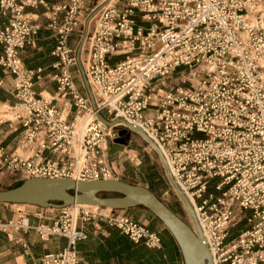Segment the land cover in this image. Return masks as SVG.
I'll return each mask as SVG.
<instances>
[{
  "label": "built area",
  "instance_id": "built-area-1",
  "mask_svg": "<svg viewBox=\"0 0 264 264\" xmlns=\"http://www.w3.org/2000/svg\"><path fill=\"white\" fill-rule=\"evenodd\" d=\"M118 2L96 14L83 48L98 112L140 126L163 150L198 215L213 264H264V0ZM90 3L0 0L7 20L0 28V68L13 78L18 100L11 106L15 121L0 126L10 122V129L21 130L11 153L0 145V170L26 180L113 179L109 141L118 136L113 130L127 126L104 125L71 72L77 62L69 39ZM40 8L49 14L46 28L55 39L51 79L58 87L51 99L34 90L43 69H27L21 57L41 29L28 10ZM59 100L68 105L65 119ZM20 149L33 155L24 158ZM76 205L61 208L52 225L32 226L19 211L0 221V234L34 230L44 241L65 238L66 246L44 255L41 264H78V244L87 238L79 222L91 220H106L135 244L162 248L158 233L125 210L105 213L97 206L81 216ZM243 223L247 228L231 238Z\"/></svg>",
  "mask_w": 264,
  "mask_h": 264
},
{
  "label": "crops",
  "instance_id": "crops-1",
  "mask_svg": "<svg viewBox=\"0 0 264 264\" xmlns=\"http://www.w3.org/2000/svg\"><path fill=\"white\" fill-rule=\"evenodd\" d=\"M51 5H60L68 0H47ZM113 1V0H110ZM92 2V0H90ZM115 2V1H113ZM91 4V3H90ZM40 11V15L38 12ZM29 14L36 18L41 26L39 35L36 37L34 47H26L21 52L24 66L29 70L43 69L39 81H34V90L46 99L56 97L57 84L51 79V75L57 72L54 68L56 59L52 57L51 52L55 46L53 33L47 30V17L49 14L44 8L37 10H28ZM37 12V13H34ZM7 20L0 19V28ZM42 23L44 26L42 27ZM47 30V32H46ZM79 29L77 30V32ZM76 33H74L75 35ZM48 35V36H47ZM73 35V36H74ZM72 39V38H71ZM70 46L73 48L71 41ZM75 67V66H74ZM72 67V69H74ZM71 69V72H72ZM73 81L78 90L85 94L86 89L83 85L81 75L72 72ZM0 80H3L0 86V108L3 104L14 106L18 100L14 95L13 78L6 75L0 68ZM61 102V100H59ZM68 105L64 106L67 112ZM21 130L3 129L0 126V145L4 146L7 152L11 153L19 140ZM26 179L18 175L14 180L18 183ZM18 207H24L23 212L28 215L32 226L38 224L52 225L60 209L55 207L41 208L33 205H12L0 204V221H10L14 219L19 211ZM125 213L137 223L148 227L151 231L158 233L165 245V250L173 253V259H177L179 248L172 238H165L166 228L149 210L144 207H135L125 210ZM87 238L78 244V264H164L168 260L163 254L164 250L149 249L144 244H135L128 237L123 235L117 228L112 227L106 220H91L90 222H79ZM66 246V239L58 236L50 237L48 240H42L34 230L28 232H17L13 235L5 233L0 234V264H41L44 255L60 252ZM164 248V247H163ZM181 256V254H180ZM182 258V256H181ZM174 261V262H175Z\"/></svg>",
  "mask_w": 264,
  "mask_h": 264
},
{
  "label": "water",
  "instance_id": "water-1",
  "mask_svg": "<svg viewBox=\"0 0 264 264\" xmlns=\"http://www.w3.org/2000/svg\"><path fill=\"white\" fill-rule=\"evenodd\" d=\"M109 2L110 0H107L96 9L85 22L84 35L76 52V62L83 85L93 111L104 125L111 128L124 124L128 129L140 134L155 149L161 159L171 186L190 216L193 227L174 213L148 188L133 185L119 179L80 182L72 179L31 178L25 180L18 187L1 190L0 204H25L41 208L55 207L58 209L74 204L110 207L113 210H128L135 207H144L159 219L170 232L179 248L184 264H213L212 254L204 242L202 230L194 208L173 178L160 147L137 125H133L122 119L108 121L98 112L96 99L83 65L82 53L91 21ZM120 135L126 138L130 136L127 131H121ZM70 191L73 193H70ZM101 193H115L119 196L100 197L99 194ZM54 202H59V204Z\"/></svg>",
  "mask_w": 264,
  "mask_h": 264
},
{
  "label": "rangeland",
  "instance_id": "rangeland-1",
  "mask_svg": "<svg viewBox=\"0 0 264 264\" xmlns=\"http://www.w3.org/2000/svg\"><path fill=\"white\" fill-rule=\"evenodd\" d=\"M106 1L107 0H92L89 6L90 9L87 12L88 15L86 16V19H84V22L79 28V31L75 32L76 34L70 37L69 42L71 41L73 49L76 52L84 35L85 22L87 18ZM113 1H115L114 3L119 1L118 7H121L122 3L124 2V0ZM38 14H41L40 11L38 12ZM29 17L36 19L33 16ZM0 19H4L1 14ZM43 26L44 23H42V27ZM93 26L94 21L92 20V23H90L89 26V31L93 29ZM147 26H149V24ZM83 58H85L84 53H82V59ZM72 72L74 73V75H80L78 66H75L74 69H72ZM9 125L10 122L3 123L1 125V128L9 130ZM121 131H127L130 136L128 138H126L125 136H121ZM114 132H118V136L109 141L107 157L109 164H111L113 168L112 178L119 179L121 181L133 185H139L148 188L154 194H156L158 198L162 202H164L171 210L176 212V214L180 218H182L184 221H188L189 224H191L190 216L185 206L181 202L180 198L178 197L177 193L171 186L168 177L165 173V169L163 167L161 159L159 158V155L155 151V149L140 134L128 129L127 127L119 126L115 130H113V133ZM17 177L18 175H13L11 171L8 170L6 167L0 170V191L7 190L15 186L18 183L14 181ZM209 192L213 193L214 195L219 194L217 191L214 190L213 187L209 189ZM18 208L22 211L24 210V207ZM246 228L247 225L243 223L237 228L232 229L230 231L231 238L237 237L238 234ZM166 232L167 233L165 234V238H170L172 235L167 230V228ZM160 250H164L162 255L165 257V259L168 260V263L164 264H184L183 258H181L180 256L181 253L177 251L178 257L175 261V259H173V253L171 251L165 250V245L163 244V241L162 248Z\"/></svg>",
  "mask_w": 264,
  "mask_h": 264
},
{
  "label": "bare ground",
  "instance_id": "bare-ground-1",
  "mask_svg": "<svg viewBox=\"0 0 264 264\" xmlns=\"http://www.w3.org/2000/svg\"><path fill=\"white\" fill-rule=\"evenodd\" d=\"M114 2L113 1H110L106 6H111L113 5ZM105 6V7H106ZM92 23V21H91ZM59 99V98H58ZM62 101V100H61ZM64 103V105L62 106V117L65 119L66 118V115H67V112L64 110V106L67 104L66 102L62 101ZM11 106L10 105H6V104H3L0 108V121H6V120H14L15 121V117H14V114L13 112L11 111ZM84 118L80 117L78 118L77 120V123H81L83 121ZM140 127V126H138ZM141 128V127H140ZM142 129V128H141ZM143 130V129H142ZM161 149V148H160ZM161 152L163 153L166 161H167V164L170 168V165H169V162L163 152V150L161 149ZM19 153L24 157V158H29L33 155V152L32 150L30 149H26V150H23V149H20L19 150ZM170 171H171V168H170ZM172 173V172H171ZM173 176V175H172ZM191 203V202H190ZM14 205H18V204H14ZM22 205H25V204H22ZM76 206H78L80 208V215L81 216H84L86 213H90L92 211H95L97 206L96 205H88V204H77ZM102 210L103 212L105 213H109L111 211V208L110 207H102ZM196 213V212H195ZM197 218H198V215L196 214Z\"/></svg>",
  "mask_w": 264,
  "mask_h": 264
},
{
  "label": "trees",
  "instance_id": "trees-1",
  "mask_svg": "<svg viewBox=\"0 0 264 264\" xmlns=\"http://www.w3.org/2000/svg\"><path fill=\"white\" fill-rule=\"evenodd\" d=\"M21 184H23V182H20V183H17L15 186H13L12 188H15V187H18L20 186ZM11 189V188H10ZM151 191V190H150ZM70 193H73L72 191H70ZM156 195V194H155ZM100 197H116V196H119L118 194H115V193H101L99 194ZM157 196V195H156ZM158 197V196H157ZM56 204H59V202H54ZM173 211V210H172ZM174 212V211H173ZM176 213V212H174ZM173 238V237H172ZM174 239V238H173ZM160 256H162V253H160Z\"/></svg>",
  "mask_w": 264,
  "mask_h": 264
},
{
  "label": "flooded vegetation",
  "instance_id": "flooded-vegetation-1",
  "mask_svg": "<svg viewBox=\"0 0 264 264\" xmlns=\"http://www.w3.org/2000/svg\"><path fill=\"white\" fill-rule=\"evenodd\" d=\"M187 223H189L188 221H186Z\"/></svg>",
  "mask_w": 264,
  "mask_h": 264
}]
</instances>
